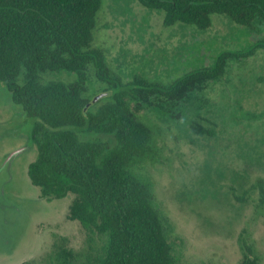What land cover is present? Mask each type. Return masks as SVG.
Masks as SVG:
<instances>
[{
	"label": "rangeland",
	"instance_id": "rangeland-1",
	"mask_svg": "<svg viewBox=\"0 0 264 264\" xmlns=\"http://www.w3.org/2000/svg\"><path fill=\"white\" fill-rule=\"evenodd\" d=\"M98 16L93 45L126 82L138 75L167 82L214 65L222 52L245 51L264 40V25L251 29L225 14H213L207 29L168 27L165 11L140 0H104ZM88 73L94 100L109 85L93 65ZM41 77L70 83L77 74ZM7 86L0 83V264H64L56 251L62 241L74 254L69 264H94L106 238L70 217L73 194L48 199L32 183L35 120ZM191 102L180 120L151 108L138 113L153 138L135 171L153 186L172 255L178 264H245L247 256L264 264V50L231 59L223 76ZM192 125L214 135L197 133Z\"/></svg>",
	"mask_w": 264,
	"mask_h": 264
},
{
	"label": "trees",
	"instance_id": "trees-1",
	"mask_svg": "<svg viewBox=\"0 0 264 264\" xmlns=\"http://www.w3.org/2000/svg\"><path fill=\"white\" fill-rule=\"evenodd\" d=\"M165 11L164 25L207 29L213 14H225L251 29L264 25V0H140ZM104 0H0V83L33 118L31 138L38 154L29 177L43 197L74 195L70 217L106 238L94 264H178L154 201L153 186L135 166L152 149L153 132L139 115L153 109L174 120L225 73L231 59L264 50V40L248 50L222 52L214 65L163 82L138 75L126 82L93 45ZM109 85L97 101L88 95V70ZM70 71L77 79L43 82L47 72ZM113 91V92H111ZM197 133L214 135L210 129ZM106 136L84 138L81 134ZM262 183L260 187L262 188ZM264 200V189H261ZM58 260L74 256L56 242ZM247 256V254H246ZM93 264V263H90ZM245 264H255L247 256Z\"/></svg>",
	"mask_w": 264,
	"mask_h": 264
},
{
	"label": "water",
	"instance_id": "water-1",
	"mask_svg": "<svg viewBox=\"0 0 264 264\" xmlns=\"http://www.w3.org/2000/svg\"><path fill=\"white\" fill-rule=\"evenodd\" d=\"M106 94L107 93H102V94L98 95L93 101L95 102V101L99 100L101 97L105 96Z\"/></svg>",
	"mask_w": 264,
	"mask_h": 264
}]
</instances>
